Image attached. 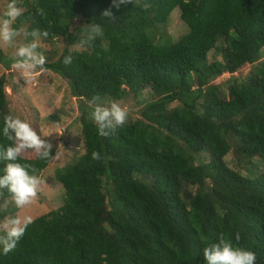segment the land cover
<instances>
[{
  "label": "trees",
  "instance_id": "trees-1",
  "mask_svg": "<svg viewBox=\"0 0 264 264\" xmlns=\"http://www.w3.org/2000/svg\"><path fill=\"white\" fill-rule=\"evenodd\" d=\"M22 6L14 28L27 24L29 32L49 33L40 38L45 43L62 38L67 46L44 67L79 103L83 153L55 172L62 205L33 219L13 251L5 255L0 247V264H207L203 249L221 235L264 264V170L255 162L264 160V0H133L119 9L112 0H23ZM110 7L115 19L102 16ZM176 8L187 31L173 42L163 28ZM93 22L103 37L83 51L69 50ZM213 49L222 62H208ZM69 54L73 61L65 65ZM255 63L249 81L231 84L226 94L212 83ZM0 64L13 65L1 48ZM7 83L1 75L4 146L11 143L3 135ZM146 88L155 100L141 119L99 136L86 102L97 95L120 101L128 92L136 98ZM93 151L103 159L93 160ZM230 152L244 173L227 165ZM51 158L17 162L37 174ZM6 163L0 160V176ZM3 192L0 203L10 200ZM16 210L0 211V222Z\"/></svg>",
  "mask_w": 264,
  "mask_h": 264
},
{
  "label": "rangeland",
  "instance_id": "rangeland-1",
  "mask_svg": "<svg viewBox=\"0 0 264 264\" xmlns=\"http://www.w3.org/2000/svg\"><path fill=\"white\" fill-rule=\"evenodd\" d=\"M10 0H0V21L5 19L4 12L7 10V4ZM23 0H17V6H22ZM24 8V7H23ZM78 24V20L74 25ZM22 27L26 29L27 24ZM164 33H166L173 42L178 40L187 31L186 25L180 19V11L178 8L174 9L168 17ZM23 36L18 37L16 44L28 43ZM0 48L7 60L13 57L15 47H10L0 43ZM67 48L62 38L55 39L51 43H45L40 39V48L38 51L43 52L47 57V63L54 62L61 55L63 50ZM69 50L83 51L85 48L80 45H73L68 47ZM264 50V49H263ZM264 58V55H263ZM208 62L220 61L222 56L213 49L208 53ZM253 65H243L236 72L224 73L212 83L220 87L226 94L227 88L233 84H241L249 81ZM7 77L6 87V102L7 108L11 114L25 119L31 123L33 128L53 145V156L48 166L37 173L42 179L37 196L31 204L25 206L23 209H17L14 215L31 216L32 220L46 214L50 210L57 209L63 203L64 191L62 185L55 181V172L70 163L75 157L83 153V142L81 136V125L79 122V108L78 101L72 97L67 83L59 78L50 70L38 74L35 78H26V76L13 67L5 68L0 64V76ZM155 100L151 90L146 88L142 90L139 97L134 98L133 94L128 92L126 97L118 102L122 107L127 108L129 116L126 122L141 119L140 111L143 110L146 103ZM110 100L101 102L104 105L109 104ZM88 105V102H86ZM177 103H173L169 108H174ZM56 152L59 153L55 157ZM21 158L25 160H33L36 155L32 150L23 153ZM208 158L204 155V162ZM225 161L231 168L240 169L245 172L242 167L236 165V160L230 152ZM258 170H264V160L256 159ZM191 190V189H190ZM194 190V188H192ZM0 204H3L1 202ZM15 206L9 203L8 206ZM3 222V221H2Z\"/></svg>",
  "mask_w": 264,
  "mask_h": 264
},
{
  "label": "clouds",
  "instance_id": "clouds-1",
  "mask_svg": "<svg viewBox=\"0 0 264 264\" xmlns=\"http://www.w3.org/2000/svg\"><path fill=\"white\" fill-rule=\"evenodd\" d=\"M133 4V0H112V7L119 9L121 5ZM25 9L17 6V0H10L6 17L0 21V43L15 47L13 54V67L20 70L26 78H35L38 74L46 71L47 57L40 48V38H47V31L33 29L27 31L24 27L14 28L12 25ZM102 16L115 19L111 7L102 12ZM104 30L98 23L85 24L80 39V46L91 45L97 38H102ZM25 39L31 37V42L16 44L18 37ZM73 57L71 54L64 57L63 63L71 65ZM90 119L96 124L98 135L109 137L114 135L118 128L122 127L129 116L128 110L118 102L111 101L104 105L100 96H94L88 102ZM3 135L11 143L7 146L0 145V160L7 161L3 169L4 175L0 176V197L4 196V189L10 194V200L4 199L0 204V211L6 210L9 203H13L17 209H23L32 203L37 196L40 185L43 182L36 169L31 165H24L18 158L28 150H32L37 158L49 159L53 145L33 128L30 122L9 113L3 117ZM59 153L56 152L55 157ZM91 158L95 161L103 159L99 151H93ZM33 223L31 216L11 215L0 222V247L6 255L13 251L20 239L24 236L28 226ZM235 240H240L239 234ZM203 257L207 264H256V254L243 247L234 244L231 239L220 236L217 242L203 249Z\"/></svg>",
  "mask_w": 264,
  "mask_h": 264
}]
</instances>
